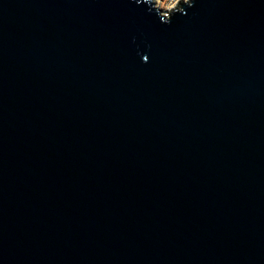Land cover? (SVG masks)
Wrapping results in <instances>:
<instances>
[{
    "label": "water",
    "instance_id": "water-1",
    "mask_svg": "<svg viewBox=\"0 0 264 264\" xmlns=\"http://www.w3.org/2000/svg\"><path fill=\"white\" fill-rule=\"evenodd\" d=\"M0 264H264V0H0Z\"/></svg>",
    "mask_w": 264,
    "mask_h": 264
},
{
    "label": "clouds",
    "instance_id": "clouds-1",
    "mask_svg": "<svg viewBox=\"0 0 264 264\" xmlns=\"http://www.w3.org/2000/svg\"><path fill=\"white\" fill-rule=\"evenodd\" d=\"M137 4H146L149 11L158 14L159 19L170 24L176 13H185L186 7H193L196 0H134ZM144 62L149 61L147 55L143 56Z\"/></svg>",
    "mask_w": 264,
    "mask_h": 264
}]
</instances>
